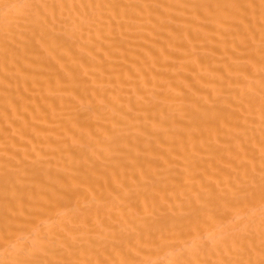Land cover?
Masks as SVG:
<instances>
[{
	"label": "bare ground",
	"instance_id": "6f19581e",
	"mask_svg": "<svg viewBox=\"0 0 264 264\" xmlns=\"http://www.w3.org/2000/svg\"><path fill=\"white\" fill-rule=\"evenodd\" d=\"M0 264H264V0H0Z\"/></svg>",
	"mask_w": 264,
	"mask_h": 264
}]
</instances>
